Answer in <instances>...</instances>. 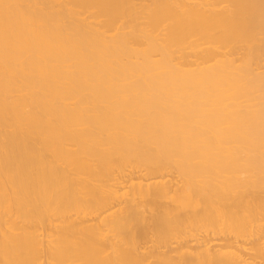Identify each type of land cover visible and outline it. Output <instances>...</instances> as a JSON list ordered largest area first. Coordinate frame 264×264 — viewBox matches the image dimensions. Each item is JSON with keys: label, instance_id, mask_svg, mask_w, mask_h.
I'll return each instance as SVG.
<instances>
[{"label": "bare ground", "instance_id": "1", "mask_svg": "<svg viewBox=\"0 0 264 264\" xmlns=\"http://www.w3.org/2000/svg\"><path fill=\"white\" fill-rule=\"evenodd\" d=\"M133 5L0 0V264H264V0Z\"/></svg>", "mask_w": 264, "mask_h": 264}, {"label": "rangeland", "instance_id": "2", "mask_svg": "<svg viewBox=\"0 0 264 264\" xmlns=\"http://www.w3.org/2000/svg\"><path fill=\"white\" fill-rule=\"evenodd\" d=\"M149 2H150V0H134V5L133 6H135L138 9V11H140L141 8H142V5L143 4H147ZM222 5H224V4H222ZM81 17L86 22L92 21V18L89 17L88 13L83 14ZM144 21L145 20H144V18L142 16L137 20V22L139 24H142V25H144ZM128 25L129 24H127V22L126 23H118L117 26H116V28H115V30H113L112 32H110V35L111 34H117V33H120L122 31H128V30H130V27ZM126 26H128V27H126ZM220 49H224V51H228L229 50V48H220ZM190 51L191 50H187V52H190ZM239 53H242V52H238V54ZM238 54H235L234 57L235 58L236 57H240L239 55H241V54H239V55ZM262 59H264V58H262ZM263 63H264V61L262 62V64ZM262 68L259 71H261ZM263 70H264V68H263ZM137 173L138 174L139 173L140 174H147V172L144 171V170H138ZM169 174H171V173H169ZM171 175H173V177H175L176 179H179V181H180V178H179V176H178L177 173L175 174V172H172ZM239 177L241 179H244L246 177V175L239 174ZM151 181H154V179H152ZM135 204H136V207H137L138 212H139V214H138L139 220L136 223L135 222H132V223L129 224V226H128V237H129V240L131 242H135L136 243V247L137 248L139 247V249H140L141 247H143L142 249H140L141 251L142 250L147 251V248L149 246L154 245V244H159V243H156V236H155V233H154V230H155V217L158 214H161V213H164V212H171V211L177 212L178 211V208L170 200V198H163V197L154 198L153 196L135 197ZM59 224H60V222H59ZM262 225H263V223H262ZM262 229L264 230V226H263ZM189 232L185 236H183L185 238L182 237V240L185 241V242H187V243H189V244L190 243L193 244V241H195V240H193L194 238H192L193 235L195 237H196V235L198 237H200L201 235H206L207 234V232H204L203 230H199V232H198V230H193V231H189ZM188 234H190L191 236L188 235ZM211 234H209V235L211 236ZM225 234H226L225 236L227 238L225 240H228L229 237L230 238H233L234 235H235V234L233 235L232 232H230V233L229 232H225ZM213 236L216 237V235H213ZM241 237H243V236H241ZM253 238H256V236L254 237V236H251L250 235V236L245 237V238H239V237H237V239H239V241H242L240 239H244L245 242H247V244L249 242L248 245L246 244L247 247H251L252 246V243L250 241ZM174 240H175L174 238H172V240H169V241H172L169 244V246L171 245L170 247H173V246L175 247L177 245V243L179 244V242H178L179 240L177 242L174 241ZM244 240H243V242H244ZM144 246H145V249H144ZM160 246L162 248L161 250H163V249L166 248L165 246H163V244L162 245L160 244ZM163 247H165V248H163ZM149 261H151L150 263H154L155 262L153 259H149ZM188 263H189V258L186 257L181 262H179L178 264H188Z\"/></svg>", "mask_w": 264, "mask_h": 264}]
</instances>
